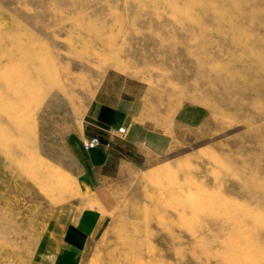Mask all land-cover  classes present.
Wrapping results in <instances>:
<instances>
[{"label": "rangeland", "instance_id": "1", "mask_svg": "<svg viewBox=\"0 0 264 264\" xmlns=\"http://www.w3.org/2000/svg\"><path fill=\"white\" fill-rule=\"evenodd\" d=\"M0 264H264V0H0Z\"/></svg>", "mask_w": 264, "mask_h": 264}, {"label": "crops", "instance_id": "2", "mask_svg": "<svg viewBox=\"0 0 264 264\" xmlns=\"http://www.w3.org/2000/svg\"><path fill=\"white\" fill-rule=\"evenodd\" d=\"M93 118V124L98 128V131L87 136L99 135L105 141L110 139L112 147H114L118 139L115 138L114 134L110 135L111 133L107 131L106 126L112 125L113 130L121 127L119 125L121 123L117 119V113L114 111L110 113L108 109L103 110V105H101L96 109ZM116 135H118L117 131ZM89 150L87 152V158L84 159L85 166L82 173L85 179L84 181L92 187L97 185L101 190L103 188V180L106 178L105 173L109 170L111 163L110 151L106 152L101 148ZM69 231L73 232L74 230L71 229Z\"/></svg>", "mask_w": 264, "mask_h": 264}, {"label": "built area", "instance_id": "3", "mask_svg": "<svg viewBox=\"0 0 264 264\" xmlns=\"http://www.w3.org/2000/svg\"><path fill=\"white\" fill-rule=\"evenodd\" d=\"M119 133H124L125 132V128L124 127H120L118 130H116ZM84 145L86 146L87 149L90 148H101L105 146L104 141L101 139L100 136H92L89 137L85 142Z\"/></svg>", "mask_w": 264, "mask_h": 264}, {"label": "bare ground", "instance_id": "4", "mask_svg": "<svg viewBox=\"0 0 264 264\" xmlns=\"http://www.w3.org/2000/svg\"><path fill=\"white\" fill-rule=\"evenodd\" d=\"M107 145V144H106ZM90 149H92V148H90ZM89 150V149H88Z\"/></svg>", "mask_w": 264, "mask_h": 264}]
</instances>
